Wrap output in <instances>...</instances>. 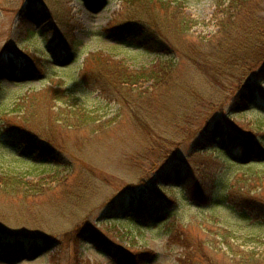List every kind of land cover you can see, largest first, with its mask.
Segmentation results:
<instances>
[{"label":"rangeland","instance_id":"374dc122","mask_svg":"<svg viewBox=\"0 0 264 264\" xmlns=\"http://www.w3.org/2000/svg\"><path fill=\"white\" fill-rule=\"evenodd\" d=\"M187 1L188 12L199 22L211 14L207 0ZM122 7V0H0V57L9 62L0 67L1 109L61 78L89 116L79 120L76 113L62 112L51 125L41 126L36 146L45 155L34 152L35 144L23 149L9 138L0 140V171L39 184L30 187L35 193L26 195L0 191V238H6L0 242V264H120L117 251L142 249L149 252L143 256L146 264H264V180L256 178L264 167L254 163L253 173L243 167L264 157L247 156L236 166L214 165V152L208 159L193 153L188 138L209 120L214 127L224 123L231 128L232 143H249L252 123H264V97L259 94H264V83L253 77L239 82L237 91L246 90L239 99L247 104L248 96L258 98L245 117L230 115L236 79L222 78L215 86L174 53L155 56L125 45L126 34L113 27L118 14L122 25L128 23ZM62 18L67 24L58 23ZM214 30L199 23L192 31L205 35ZM20 31L33 34L27 37ZM23 36L28 39L21 43ZM26 50L39 54L40 60L28 56L34 66ZM95 52L133 70L171 61L176 78L210 95L204 102L181 105L179 113L178 97L171 95L170 102L165 87L152 89L149 81L126 93L123 104V96L100 92L92 81L80 80L83 60ZM190 159L197 166L211 165L208 177L212 184L217 180L212 199L209 193L196 197L179 183H172L174 191L157 187L156 165ZM142 190L141 202L156 200V210L149 205L138 213L133 203ZM156 194L173 199V205ZM123 199L135 201L120 206ZM43 238L49 240L48 247ZM10 244L15 247L11 255ZM183 257L190 262L181 263Z\"/></svg>","mask_w":264,"mask_h":264},{"label":"trees","instance_id":"16d2710c","mask_svg":"<svg viewBox=\"0 0 264 264\" xmlns=\"http://www.w3.org/2000/svg\"><path fill=\"white\" fill-rule=\"evenodd\" d=\"M210 3L211 14L207 19H195L188 12L190 4L187 0H122V18L128 22L122 25L119 20V14L114 18L113 27H121L120 30L126 34L127 42L125 45L141 49L144 52L152 53L155 56L168 53H174L180 61H185L190 66L200 70L201 74L210 79L217 86L222 78L236 79V88L232 86V103L229 114L234 117H245L246 113L253 110L256 105L257 95L248 96L245 104L239 96L246 90H239V82L252 78L258 83H264V0H207ZM123 21V20H122ZM59 24H67L63 18ZM202 23L205 26H213L214 32L211 34L197 35L193 28ZM122 25V26H121ZM145 28V34L140 33V29ZM21 34L30 35L33 32L20 31ZM71 37V34H68ZM66 37V36H65ZM26 36L22 38L24 43ZM73 38V37H71ZM42 54L44 48L40 49ZM26 56H33L40 60L39 54L34 51H25ZM30 59V57H28ZM78 76L82 82L92 81L96 89L100 92H112L114 96H123V104L126 103L125 95L133 90H140L141 84L149 81L151 88L165 87V98L169 99L171 95L178 97L177 104L179 113L183 110L181 105L186 108L189 102H204L207 99L206 92L196 89L192 83L185 78L175 77V64L171 61L161 62L157 60L149 68H139L133 70L122 64V61L111 59L108 55L98 52L87 54L83 60ZM33 64V60L30 59ZM8 62L6 58L0 57V67H6ZM34 66V64H33ZM2 67V68H3ZM45 70H50L48 66ZM77 80V79H76ZM78 81V80H77ZM65 80L57 79L51 81L50 85L37 91H31L20 96L13 101L9 109L0 107V140L9 138L16 147L34 148L37 143L36 138L40 133L41 126L51 125L57 118L58 113L65 112L77 114L78 119L88 117L85 115V109L78 106L79 101L73 94H69V89L65 88ZM241 89V88H240ZM67 90V91H66ZM146 93V90H144ZM238 92V93H237ZM3 94L0 88V96ZM116 94V95H115ZM261 98L263 93H259ZM238 98V99H237ZM171 99V98H170ZM169 99V101H170ZM172 100V99H171ZM220 101V100H219ZM171 102V101H170ZM82 105V104H81ZM52 108L55 110H52ZM84 109V110H83ZM161 111V110H159ZM62 115V114H61ZM91 121L95 119L90 117ZM218 123L214 127L209 120L203 129L190 134L188 138L193 144V153L204 154L208 159L209 153L214 152V165L218 162L236 166L238 160H244L247 156L251 159L264 157V123L262 121L252 123L249 128V143L242 141L232 143L235 132L227 126ZM146 138L149 148L153 147L149 141L147 127ZM2 144V143H0ZM7 147V145H4ZM247 151H250L248 153ZM38 154H46L45 149L34 148ZM195 155H192L194 157ZM200 157V156H199ZM192 159L187 162H169L156 165L153 169L156 171L157 181L164 184L163 187H157L163 191H174L173 182L181 184L188 193L196 197H206L209 193V199H212V193L217 190V180L213 183L208 177L211 165L204 163H192ZM254 163L264 167V161L252 160L245 169L253 170ZM253 165V166H252ZM242 167V166H241ZM254 170L252 171V173ZM251 173V174H252ZM16 173L8 174L0 171V191L1 193L26 195L28 192L35 193L39 184L37 181L25 180L24 177ZM176 178V180H174ZM257 179L264 180L263 172H256ZM172 185V186H171ZM154 193V192H153ZM211 194V196H210ZM144 190L139 193V201L126 199L120 202V206H128L133 203L141 214V211L148 209L149 205L155 206L157 201L149 203L148 199L141 202ZM162 202H168L173 205L174 200L156 194ZM172 197V195H171ZM142 203V206H141ZM212 203V202H211ZM156 210V208L154 207ZM143 214V213H142ZM132 223L130 217L127 218ZM224 234V231H223ZM229 234V233H228ZM225 234L224 237H228ZM6 238H0V242H5ZM43 246H49V240L43 238ZM225 244L229 246L225 239ZM15 247L8 246V254L14 253ZM22 252L27 253L23 248ZM115 259L120 264H146L144 254L147 250H137L135 253L117 251ZM190 262L185 257L180 262Z\"/></svg>","mask_w":264,"mask_h":264}]
</instances>
